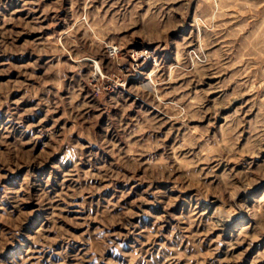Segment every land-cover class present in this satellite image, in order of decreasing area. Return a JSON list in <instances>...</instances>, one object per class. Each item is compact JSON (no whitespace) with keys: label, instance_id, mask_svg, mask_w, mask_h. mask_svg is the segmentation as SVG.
Returning <instances> with one entry per match:
<instances>
[{"label":"rangeland","instance_id":"obj_1","mask_svg":"<svg viewBox=\"0 0 264 264\" xmlns=\"http://www.w3.org/2000/svg\"><path fill=\"white\" fill-rule=\"evenodd\" d=\"M0 264H264V0H0Z\"/></svg>","mask_w":264,"mask_h":264},{"label":"bare ground","instance_id":"obj_2","mask_svg":"<svg viewBox=\"0 0 264 264\" xmlns=\"http://www.w3.org/2000/svg\"><path fill=\"white\" fill-rule=\"evenodd\" d=\"M138 55V54H137ZM140 55V54H139Z\"/></svg>","mask_w":264,"mask_h":264}]
</instances>
